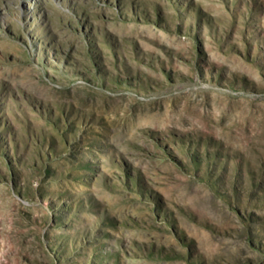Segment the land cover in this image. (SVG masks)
Listing matches in <instances>:
<instances>
[{
  "label": "rangeland",
  "instance_id": "rangeland-1",
  "mask_svg": "<svg viewBox=\"0 0 264 264\" xmlns=\"http://www.w3.org/2000/svg\"><path fill=\"white\" fill-rule=\"evenodd\" d=\"M0 264H264V0H0Z\"/></svg>",
  "mask_w": 264,
  "mask_h": 264
}]
</instances>
